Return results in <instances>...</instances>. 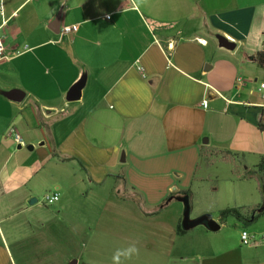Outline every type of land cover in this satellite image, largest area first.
Returning a JSON list of instances; mask_svg holds the SVG:
<instances>
[{
    "label": "crops",
    "instance_id": "1",
    "mask_svg": "<svg viewBox=\"0 0 264 264\" xmlns=\"http://www.w3.org/2000/svg\"><path fill=\"white\" fill-rule=\"evenodd\" d=\"M0 40V264H116L133 245L120 264H264V227L241 241L264 213L178 234L185 204L164 203L262 201L257 178L196 205L203 149L244 182L264 159V0H0ZM43 191L58 199L28 203Z\"/></svg>",
    "mask_w": 264,
    "mask_h": 264
},
{
    "label": "rangeland",
    "instance_id": "2",
    "mask_svg": "<svg viewBox=\"0 0 264 264\" xmlns=\"http://www.w3.org/2000/svg\"><path fill=\"white\" fill-rule=\"evenodd\" d=\"M234 163L225 162L223 160H220L219 156H214V157L212 156L209 158V162L207 163L209 165V168L207 169L209 173V178L206 182L199 185L198 189L200 190L199 192L200 194L197 196V201H198L196 203L197 206H202L203 204H205L208 207V209L212 210L214 209V207H216V204L219 203L220 195L225 196L226 194L231 193L233 188H236L238 191L239 190L241 191L244 188V189H247L249 193L252 192V194L257 192L256 191V180H258L257 179L258 177L253 179V181H247V182H244L241 179H238L239 181H236L237 179H234L235 181H231V177L235 178L236 174L243 170L242 168H237L233 166ZM254 174H257V173H254ZM116 187H119V185H116ZM46 194H47V191H43L37 194L36 196L37 204L49 205L43 202V197ZM193 213L194 212H192L191 214L189 213L190 218H191V215H193ZM216 213L217 212H211V214L210 213L208 214H210L213 219V217L218 216L217 215L218 213L217 214ZM229 220H231L230 217H229ZM218 223L220 222L218 221ZM261 227H264V221L257 223L255 227H253V225L248 224L246 225L244 229L248 233H250L249 231H251L252 228L259 229ZM79 249L80 251L81 250L85 251L86 248H85L84 240H80ZM70 261L71 259L68 260V262L66 263H69ZM82 261H86V257L78 261L79 264H82Z\"/></svg>",
    "mask_w": 264,
    "mask_h": 264
},
{
    "label": "trees",
    "instance_id": "3",
    "mask_svg": "<svg viewBox=\"0 0 264 264\" xmlns=\"http://www.w3.org/2000/svg\"><path fill=\"white\" fill-rule=\"evenodd\" d=\"M255 61L259 66H264V51H259L255 55ZM264 127V125L260 124L259 128ZM214 156H219L220 160L225 162H232L231 158L227 157L225 154H221V151L218 150H209L203 149L200 152V157L207 160L209 162V158ZM232 156V155H231ZM234 156V155H233ZM251 174L257 173L259 178V191L262 197L261 203L253 206H241V207H226L218 212V221L220 223L224 222L227 217L233 216L237 220H245L246 223L253 222L260 214L264 213V159L260 160L259 163L254 166L253 170L250 172ZM236 178L240 179V176H236ZM170 198H176L182 200L185 206H189V191H183L179 194H170L165 200L168 201ZM163 204H160L157 208L162 207ZM181 221V220H180ZM177 233H184L185 230L181 228V223L179 222L176 229Z\"/></svg>",
    "mask_w": 264,
    "mask_h": 264
},
{
    "label": "water",
    "instance_id": "4",
    "mask_svg": "<svg viewBox=\"0 0 264 264\" xmlns=\"http://www.w3.org/2000/svg\"><path fill=\"white\" fill-rule=\"evenodd\" d=\"M224 45L228 48H232L233 44H230L228 42H224ZM71 99V98H69ZM29 149H32V146H28ZM36 202V198L32 197L28 200V203H34ZM197 225H204L210 230H217L220 227V224L212 219L211 215L208 213L201 214L195 218L189 217V208L188 206L184 207L182 217H181V228L183 230H189ZM68 264H76V260H71Z\"/></svg>",
    "mask_w": 264,
    "mask_h": 264
},
{
    "label": "built area",
    "instance_id": "5",
    "mask_svg": "<svg viewBox=\"0 0 264 264\" xmlns=\"http://www.w3.org/2000/svg\"><path fill=\"white\" fill-rule=\"evenodd\" d=\"M108 17V16H107ZM77 29V25L76 24H72V25H65L61 27V31L63 33H71L76 31ZM4 51V47L3 44L0 40V56L3 54ZM261 87H264V84H261ZM202 105L205 107L206 106V101H202ZM15 141H17L18 143H22V141L20 140V138L15 135L14 137ZM58 199V195L57 193H47L44 197H43V202L46 204H51L54 201H56ZM262 237H264V235H262ZM252 238V235L250 233H248L246 230H242L241 232V241L243 244H248L250 242V239Z\"/></svg>",
    "mask_w": 264,
    "mask_h": 264
},
{
    "label": "clouds",
    "instance_id": "6",
    "mask_svg": "<svg viewBox=\"0 0 264 264\" xmlns=\"http://www.w3.org/2000/svg\"><path fill=\"white\" fill-rule=\"evenodd\" d=\"M137 248L133 245L128 247L124 250H118L117 253L114 256V260L116 261V264H120V257L124 256L125 258H131L133 254L137 253Z\"/></svg>",
    "mask_w": 264,
    "mask_h": 264
}]
</instances>
